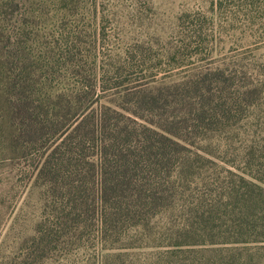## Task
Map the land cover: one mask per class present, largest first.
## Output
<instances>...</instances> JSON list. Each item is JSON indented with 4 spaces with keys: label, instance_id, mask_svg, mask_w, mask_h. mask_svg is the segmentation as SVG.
I'll return each mask as SVG.
<instances>
[{
    "label": "trees",
    "instance_id": "1",
    "mask_svg": "<svg viewBox=\"0 0 264 264\" xmlns=\"http://www.w3.org/2000/svg\"><path fill=\"white\" fill-rule=\"evenodd\" d=\"M216 1L155 55L119 37L138 13L0 0V182H32L42 203L31 246L1 264H40L74 235L94 234L100 264L264 245V0Z\"/></svg>",
    "mask_w": 264,
    "mask_h": 264
},
{
    "label": "rangeland",
    "instance_id": "2",
    "mask_svg": "<svg viewBox=\"0 0 264 264\" xmlns=\"http://www.w3.org/2000/svg\"><path fill=\"white\" fill-rule=\"evenodd\" d=\"M104 6L125 10L126 14L138 13L136 23L127 17L121 18L120 36L130 44L136 39L152 41L155 55L160 54L169 36L175 32L177 17L186 11L203 7L207 10L210 0H138L133 7L131 0H99ZM215 4H216V0ZM103 2V3H102ZM215 23L223 24L224 18L216 14ZM228 26V25H227ZM160 36V37H159ZM237 38H241L239 31L229 30L222 34V44L217 47L218 54L232 53L236 49ZM161 40V42H160ZM256 41V42H255ZM257 43L262 40H255ZM258 43L260 47L263 44ZM264 52V49L259 51ZM258 52V53H259ZM233 169L232 167H230ZM224 172V171H223ZM210 167H207V174ZM42 203L39 186L32 182L21 184L18 182L13 188L0 182V264L6 260L24 256L23 250L31 246V238L37 221L41 218ZM73 236L66 243L58 246L47 255L40 264H100L99 255L94 250V234L90 238ZM217 246L206 249L205 254L194 255L184 264H264V245L258 243L227 245L217 250ZM142 253L141 251H137Z\"/></svg>",
    "mask_w": 264,
    "mask_h": 264
}]
</instances>
